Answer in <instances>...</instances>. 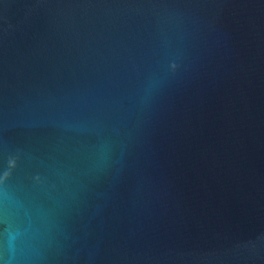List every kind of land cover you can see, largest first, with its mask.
Here are the masks:
<instances>
[{
  "label": "water",
  "instance_id": "water-1",
  "mask_svg": "<svg viewBox=\"0 0 264 264\" xmlns=\"http://www.w3.org/2000/svg\"><path fill=\"white\" fill-rule=\"evenodd\" d=\"M0 264H264V0H0Z\"/></svg>",
  "mask_w": 264,
  "mask_h": 264
}]
</instances>
